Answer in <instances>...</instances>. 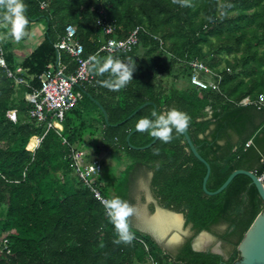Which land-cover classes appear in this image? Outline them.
I'll use <instances>...</instances> for the list:
<instances>
[{
  "label": "trees",
  "instance_id": "trees-1",
  "mask_svg": "<svg viewBox=\"0 0 264 264\" xmlns=\"http://www.w3.org/2000/svg\"><path fill=\"white\" fill-rule=\"evenodd\" d=\"M36 21L44 22L43 40L15 65L12 43L25 41ZM68 25L75 28L82 57L95 56L93 85L74 88L81 99L61 120L50 115L37 122L29 116L25 94L39 89L43 72L56 70L54 45ZM135 29L137 43L130 52H98L106 40H124ZM0 43L7 67L19 66L27 83L16 86L0 69V264H234L239 259L238 244L264 210L250 179L237 175L219 194L206 195V168L173 121L145 150L129 148L126 137L144 124L128 142L146 146L163 122L175 117L209 165L207 191L217 190L236 170L261 176L264 107L240 101L264 95V0H0ZM192 61L220 76L217 90L190 84ZM76 67L59 51L62 74ZM144 103L155 106L153 115V106L146 105L129 117ZM10 111L14 122L7 117ZM54 121L60 132L47 128ZM89 122L99 126L101 149L122 160L123 169L107 185L98 181L100 164L95 182L114 219L77 178L70 158L78 151L80 127ZM35 139L40 143L30 151ZM147 174L157 205L181 213L194 236L209 232L227 250L226 259L193 251V237L172 249L132 226L133 192Z\"/></svg>",
  "mask_w": 264,
  "mask_h": 264
},
{
  "label": "built area",
  "instance_id": "built-area-1",
  "mask_svg": "<svg viewBox=\"0 0 264 264\" xmlns=\"http://www.w3.org/2000/svg\"><path fill=\"white\" fill-rule=\"evenodd\" d=\"M43 7L44 4H41V8ZM100 24L101 23L97 21V25ZM111 32L112 29L109 26L104 28L105 35H109ZM137 33L138 30L135 29L124 40L108 39L99 48L98 52H106L110 55L130 52L137 43ZM75 35V28L72 25L66 26L62 37L56 42L54 48L58 53L62 51L72 58L77 66L76 70L66 76L62 74L57 64L55 71L46 70L39 76V89L32 90L25 94V100L32 106L29 111V116L37 122H45L50 115L57 121L61 120L64 114L70 111L81 99L82 93L80 91H74V88L93 85L94 76L90 72V66L95 62V56L92 55L87 58L82 57L83 49L76 41ZM188 66L192 69L190 84L200 89L210 88L211 90H217V82L220 80L219 75L211 73L203 64L196 61L189 62ZM0 69L4 71L6 78L11 79L16 86H27L26 80L22 77L23 70L20 67H17L14 71H11L7 67L1 43ZM200 74H203L205 77L201 78ZM250 103H254L258 109L264 107V95H259L254 102L249 101L248 98H244L240 101L242 105ZM7 117L14 122L16 120L15 111L8 112ZM55 123V121L47 123V128H55ZM35 140L36 145L34 147H29L30 151L35 150L40 143V139ZM248 145L249 143L245 146L247 147ZM83 155L84 154L79 151L73 152L70 155L77 178L84 186L90 189L93 197L105 208L106 213L114 219L111 210L107 207V200L101 196L100 190L95 186L96 177L101 169L100 163L94 161L90 164H86L83 161ZM258 179L264 187V168Z\"/></svg>",
  "mask_w": 264,
  "mask_h": 264
},
{
  "label": "water",
  "instance_id": "water-1",
  "mask_svg": "<svg viewBox=\"0 0 264 264\" xmlns=\"http://www.w3.org/2000/svg\"><path fill=\"white\" fill-rule=\"evenodd\" d=\"M6 19L7 18L2 20V22H4ZM58 59H59V53L57 52L56 53V59H55V66L56 67H57V64H58ZM146 105L153 106V113H152V115H153L155 113V110H156L155 106L152 103H144L143 105L138 107L129 117L134 115L137 111H139L142 107H144ZM97 106L99 107V110L101 111V113L103 115L104 122L107 124L106 113L104 112V110L98 104H97ZM171 121H173V122H175L177 124V126H178L179 130L181 131L185 141L187 142L188 148H189L190 152L192 153V155L200 163H202L205 166V168H206V173H205V176H204V178L202 180V190H203V192L206 195L213 196V195L219 194L222 190H224L226 188V186L231 182V180L235 176L244 175V176H246V177H248L250 179L251 185L254 186V188L257 191V194H258L259 198L261 199V201L264 204V187H263L262 183L260 182L258 177L255 176L252 172L245 171V170L233 171L229 175V177L225 180V182L217 190H215L213 192L207 191L206 190V181L208 179L209 172H210L209 165L198 155V153L196 152L195 148L193 147V145H192V143L190 141V138H189L188 134L186 133V131L184 130L182 125L178 122V120L175 117L167 118L163 122V124L160 126V128H159L157 134L155 135V137L153 138V140L149 144H147L146 146L135 148V147L130 146L129 142H128L130 135L133 134L138 129H140L144 124L140 125L136 129L132 130L127 135L126 143L128 144L129 148H131V149L145 150V149L149 148L150 146H152L157 141V139L161 135L163 129L165 128L166 124L168 122H171ZM157 210L164 211V212H167V213L173 214V215H179V216H181V219L184 222V218H183V215L181 213H175L173 211L166 210V209L161 208L159 206L155 207V211H157ZM149 227H150V225H149ZM146 233L150 234L152 236V238L157 243H160L159 241L161 239H163V237L158 235L154 230H152L150 233L149 232H146ZM200 239H205L206 243L203 244V245H199ZM213 239L215 240V238L209 232L200 231L199 233H197L192 238L191 249L193 251H195V252H210L212 254L220 255L224 259H226L227 256L221 250V242L220 241H216L214 247H209V245L212 243ZM178 241H179V239L167 240L165 242L164 246L165 247H169V246L175 245L176 243H178ZM236 251L238 252L239 259L236 262H234V264H264V210L262 212H260L255 217V219L253 220L252 224L250 225L248 230L245 232L242 240L238 244V246L236 248Z\"/></svg>",
  "mask_w": 264,
  "mask_h": 264
},
{
  "label": "rangeland",
  "instance_id": "rangeland-1",
  "mask_svg": "<svg viewBox=\"0 0 264 264\" xmlns=\"http://www.w3.org/2000/svg\"><path fill=\"white\" fill-rule=\"evenodd\" d=\"M44 27L45 25L43 21L33 22L32 29L30 30V38L32 39V43H30V47L32 48L35 47L37 43L36 39H38V35H37L38 31L41 32V35H43L42 32L44 30ZM13 46L15 45L13 44ZM29 50L26 52L28 53ZM28 147H29V143H28ZM118 161L122 162V160H117V158L113 160L109 156H105L104 158H102L100 164L103 167V171L98 176V181L100 184L107 185L110 179L115 174L116 175L119 174L120 170L123 169V165L118 166L120 164ZM149 177H150V174H147L145 178H139L136 182V189H134V192H133L134 205L132 206L131 221H132V226L134 228L139 229L140 231H143V232L150 233L153 230L151 227V221L160 212L155 211V207H157L158 205L156 201L153 199L149 186H148ZM150 205H152L151 211L149 210ZM148 224L150 225V227ZM219 229H223V227H220ZM189 237H194V234L191 231L190 226H185V223L182 221L180 229H175V228L169 229L166 232V234L163 236V239H161L159 242L161 245H164L167 240L179 239L178 243H176V245H178V244L183 243L184 240ZM215 242L216 240L213 239L212 243L211 244L209 243L210 244L209 247H214ZM221 250L226 254L227 250L223 248L222 245H221Z\"/></svg>",
  "mask_w": 264,
  "mask_h": 264
},
{
  "label": "crops",
  "instance_id": "crops-1",
  "mask_svg": "<svg viewBox=\"0 0 264 264\" xmlns=\"http://www.w3.org/2000/svg\"><path fill=\"white\" fill-rule=\"evenodd\" d=\"M33 24L30 27V30L32 29ZM45 28L43 30L44 35ZM38 39H36V45H39L41 41L43 40V35H41V32L38 31ZM37 38V36H36ZM38 40V41H37ZM30 43H32V39L30 38V33L28 38L25 41H19L12 43L11 52L13 55V62L15 65H18L34 48L30 47ZM13 44L15 46H13ZM30 48V50H29ZM29 52L27 53L26 51ZM19 67V66H18ZM94 117L97 118V115L94 113ZM55 127L59 130V132L62 130V126L59 123H55ZM61 127V128H60ZM81 130L79 131V137L76 143V148L79 152H82L84 155L83 157L91 156L93 160L101 162L102 158L105 156H108L109 154H106L101 149V135L99 126L95 123H87L86 125H83L80 127Z\"/></svg>",
  "mask_w": 264,
  "mask_h": 264
},
{
  "label": "bare ground",
  "instance_id": "bare-ground-1",
  "mask_svg": "<svg viewBox=\"0 0 264 264\" xmlns=\"http://www.w3.org/2000/svg\"><path fill=\"white\" fill-rule=\"evenodd\" d=\"M158 211L160 213L151 221V227L158 235L163 237L169 229H180L182 224L181 216L157 210V212ZM205 243V239H200L199 245H203Z\"/></svg>",
  "mask_w": 264,
  "mask_h": 264
},
{
  "label": "flooded vegetation",
  "instance_id": "flooded-vegetation-1",
  "mask_svg": "<svg viewBox=\"0 0 264 264\" xmlns=\"http://www.w3.org/2000/svg\"><path fill=\"white\" fill-rule=\"evenodd\" d=\"M214 238H215V237H214ZM215 240L218 241L216 238H215ZM179 245H180V244H178V245L175 244L174 246H169L168 248L176 249ZM221 245H222V244H221Z\"/></svg>",
  "mask_w": 264,
  "mask_h": 264
}]
</instances>
